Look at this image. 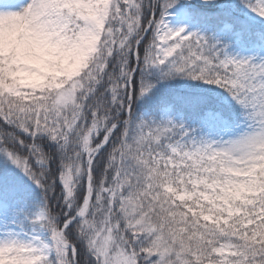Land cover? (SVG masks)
I'll return each instance as SVG.
<instances>
[{
  "label": "snow or ice",
  "instance_id": "1",
  "mask_svg": "<svg viewBox=\"0 0 264 264\" xmlns=\"http://www.w3.org/2000/svg\"><path fill=\"white\" fill-rule=\"evenodd\" d=\"M0 264H264V0H0Z\"/></svg>",
  "mask_w": 264,
  "mask_h": 264
}]
</instances>
